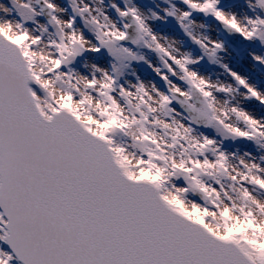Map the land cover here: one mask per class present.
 Segmentation results:
<instances>
[{
  "label": "snow or ice",
  "instance_id": "1",
  "mask_svg": "<svg viewBox=\"0 0 264 264\" xmlns=\"http://www.w3.org/2000/svg\"><path fill=\"white\" fill-rule=\"evenodd\" d=\"M182 2L166 14L211 62L225 45L195 33L194 13L264 47V0L243 17ZM69 5L0 0V264H264V155L223 145L264 150V117L232 103L243 89L264 105V91L227 64L234 84L201 75L203 57L161 40L138 8L113 2L117 21L104 0ZM104 52L110 67L90 61ZM133 61L160 83H122Z\"/></svg>",
  "mask_w": 264,
  "mask_h": 264
},
{
  "label": "rangeland",
  "instance_id": "2",
  "mask_svg": "<svg viewBox=\"0 0 264 264\" xmlns=\"http://www.w3.org/2000/svg\"><path fill=\"white\" fill-rule=\"evenodd\" d=\"M58 2L71 13L69 0H58ZM113 2L117 3L121 8H138L144 16L148 17V23L154 34L179 41L180 50L190 53L195 59L203 57L199 64L193 66V69L198 71L201 75L208 77L212 82L219 81L223 84H234L229 74L221 67L222 64H227L232 71L248 78L252 85L264 91V65L256 64L251 56V53L264 55V47L260 46L259 43H249V45H241L239 47H234L232 44L229 45L226 41L227 37L225 33H223L220 26L215 23L216 20L214 18L194 13L192 16L194 23L203 25V27L197 30L198 36L208 37L209 39L223 42L225 45V51L219 53V62L213 63L204 55L203 50L200 49L198 45L194 44L191 38L187 36L176 17L166 14V10H171L173 7L180 11H187V6L183 4L182 0H104L103 7L107 10L108 14L117 21H120L115 10L111 8ZM221 3L225 10L232 11L241 17L253 15L252 10L248 6V0H221ZM153 13L161 18L155 19ZM261 14L263 15V13ZM43 20L42 18V21ZM121 22L129 23L128 21ZM81 26H83L82 23ZM240 41L242 43L246 42L243 41L242 38ZM128 46L132 47L137 54L145 55L149 63L159 64V57L156 56L155 53L150 52L149 49L143 47L136 48L131 44ZM89 59L91 62L105 67H110L112 62V58L107 52H104L101 56H93ZM137 77L146 83H160L155 73L148 66V63L133 61L126 70L122 83H136ZM220 98L231 99L229 97ZM232 103L238 104L243 107L244 110L252 112L257 118L264 117V105L259 104V102L255 100H245L243 97V89H241V94L232 100ZM201 131L207 135L215 136L214 131L211 129H201ZM223 145L226 151L236 152L238 155H243L246 151L252 152L256 156L264 155V150L259 149L258 146L252 142L227 140L223 142Z\"/></svg>",
  "mask_w": 264,
  "mask_h": 264
},
{
  "label": "clouds",
  "instance_id": "3",
  "mask_svg": "<svg viewBox=\"0 0 264 264\" xmlns=\"http://www.w3.org/2000/svg\"><path fill=\"white\" fill-rule=\"evenodd\" d=\"M0 10H2V9H0ZM146 18H148V17H146ZM201 27H203V25L195 24V23L192 24V29L195 31V33L197 35H199L198 32H197V30L199 28H201ZM160 38H161V40H164L166 42L173 43L177 49H180V42L179 41L169 39V38H167L165 36H161ZM217 82H219V81H217ZM217 106H218L219 109H224V108L227 107V105L224 103V101H217Z\"/></svg>",
  "mask_w": 264,
  "mask_h": 264
},
{
  "label": "water",
  "instance_id": "4",
  "mask_svg": "<svg viewBox=\"0 0 264 264\" xmlns=\"http://www.w3.org/2000/svg\"><path fill=\"white\" fill-rule=\"evenodd\" d=\"M127 21H129V23H131V20H130V18L127 20ZM218 23V22H217ZM219 24V23H218ZM225 31H226V34H227V36H228V39H230V41H232L233 43H237L236 42V39H238L237 37H239L238 35H234V34H230L221 24H219ZM134 31V30H133ZM239 43H241L240 41H239ZM244 45H249V43L248 42H246V43H244Z\"/></svg>",
  "mask_w": 264,
  "mask_h": 264
}]
</instances>
